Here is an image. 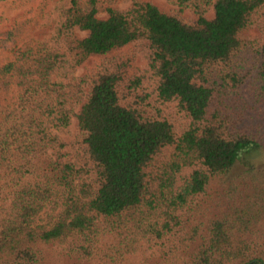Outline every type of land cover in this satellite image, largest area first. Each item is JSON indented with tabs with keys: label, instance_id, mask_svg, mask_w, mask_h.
Instances as JSON below:
<instances>
[{
	"label": "trees",
	"instance_id": "1",
	"mask_svg": "<svg viewBox=\"0 0 264 264\" xmlns=\"http://www.w3.org/2000/svg\"><path fill=\"white\" fill-rule=\"evenodd\" d=\"M120 1L69 0L48 41L0 33V264H264V0H169L190 22ZM137 43L182 132L131 100ZM74 120L91 166L63 152Z\"/></svg>",
	"mask_w": 264,
	"mask_h": 264
},
{
	"label": "rangeland",
	"instance_id": "2",
	"mask_svg": "<svg viewBox=\"0 0 264 264\" xmlns=\"http://www.w3.org/2000/svg\"><path fill=\"white\" fill-rule=\"evenodd\" d=\"M148 1L157 4L170 14L178 15L186 22H190V20L195 18L193 11L186 10L181 13L179 7L169 0ZM131 3L132 0H121L118 6L122 10H127ZM63 7H69V0H0V33H7V30L12 28L14 24L18 27L21 23L26 22L25 30L32 31L33 36L36 38L48 41L53 35L57 34V29L62 25L61 9ZM209 14L212 15L213 10ZM76 32L80 36H85V33ZM246 37L252 44L262 38L261 17L257 18L256 25L251 28ZM132 50L136 52L138 57L136 70L133 72L140 78V85L132 88L130 92L131 100L135 101L138 97L144 98V107L152 116H161L171 120L177 128V132H182L188 127L190 121L183 113L179 112L176 102L163 103L157 99L158 82L151 76L145 58L147 46L137 43L127 52H132ZM115 67V61L110 58L93 60L87 64V67H80L75 72V77L78 78L83 74H88L90 70H96L97 72H104L105 70L115 71ZM68 71H70L69 67L63 69L59 79L61 80L62 76H65ZM130 80H133V78L128 79L126 86L131 85L132 81L129 83ZM62 136L68 143L67 148L63 150V152L68 153V159L83 167L89 164V160L83 150V134L80 132L75 120L72 122L69 131L66 134H62ZM255 164L259 169L264 170V149L260 158L255 160ZM89 166L91 165L89 164ZM242 170L243 167L240 165L235 168L236 173ZM49 253L51 264H69L64 258H57L55 251H50Z\"/></svg>",
	"mask_w": 264,
	"mask_h": 264
}]
</instances>
